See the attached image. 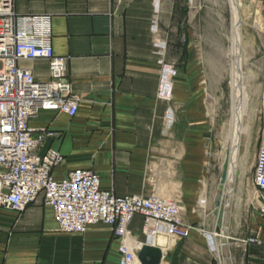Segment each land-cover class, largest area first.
Here are the masks:
<instances>
[{
  "label": "crops",
  "instance_id": "obj_1",
  "mask_svg": "<svg viewBox=\"0 0 264 264\" xmlns=\"http://www.w3.org/2000/svg\"><path fill=\"white\" fill-rule=\"evenodd\" d=\"M189 7L190 0H14L19 17H50L53 53L66 58L79 98L74 117L46 112L29 125L54 134L38 151L62 156L51 171L55 181L91 171L116 197L154 196L180 208L188 235L164 237L163 247L142 235L140 216L128 226L132 238L160 249V264H214L220 193L232 264H264V192L253 184L264 148V67H243L248 127L241 153L254 157H238L235 179L220 192L228 120L211 67L180 48V10ZM19 66L36 81L49 79L44 60ZM0 264H119L118 241L102 224L62 233L39 197L19 212L0 207Z\"/></svg>",
  "mask_w": 264,
  "mask_h": 264
},
{
  "label": "built area",
  "instance_id": "obj_2",
  "mask_svg": "<svg viewBox=\"0 0 264 264\" xmlns=\"http://www.w3.org/2000/svg\"><path fill=\"white\" fill-rule=\"evenodd\" d=\"M34 60L48 63L47 81H36L19 66ZM78 104L66 75V58L55 56L51 47L50 17H19L14 0H0V207L19 212L42 197L52 207L62 233L82 235L92 225L110 226L118 241L119 264H134L140 248L128 231L135 216L142 218L141 232L149 240L161 235L187 237L180 208L171 201L116 197L101 189L98 175L91 171L53 179L51 171L62 156L52 149L38 150L54 134L33 129L29 123L46 112L72 118ZM253 184L264 192V148L256 153ZM259 213L264 219V204Z\"/></svg>",
  "mask_w": 264,
  "mask_h": 264
},
{
  "label": "rangeland",
  "instance_id": "obj_3",
  "mask_svg": "<svg viewBox=\"0 0 264 264\" xmlns=\"http://www.w3.org/2000/svg\"><path fill=\"white\" fill-rule=\"evenodd\" d=\"M236 2L242 16L243 66L254 64L264 67V0H236ZM169 27L170 29L173 27L175 32L177 26ZM178 28L181 36L180 48L190 47L196 52L198 59L206 62L209 68L211 67V78L219 88H216L214 93L222 97L221 112L222 116L228 120L229 129L231 77L228 51L233 35V15L229 1L190 0V7L180 10ZM164 42L167 48L170 43L166 40ZM220 86H222L221 89ZM245 125L248 127L247 120ZM242 156L245 161H249L253 159L254 154L242 153ZM217 240L218 236L214 234L215 242L212 248L215 253ZM214 258V264H221L217 254Z\"/></svg>",
  "mask_w": 264,
  "mask_h": 264
},
{
  "label": "bare ground",
  "instance_id": "obj_4",
  "mask_svg": "<svg viewBox=\"0 0 264 264\" xmlns=\"http://www.w3.org/2000/svg\"><path fill=\"white\" fill-rule=\"evenodd\" d=\"M232 15H233V35L231 37V45L228 51V56L230 59V77H231V107H230V121H229V129L227 135V148L229 150V175L227 180H234L235 175V167L238 164V157L242 154V143L245 138L246 132V101L247 97L245 94V82H244V74H243V35H242V16L239 12V6L237 5L236 0H228ZM232 32V30H231ZM245 51V50H244ZM240 160V158H239ZM234 170V171H233ZM227 222V221H226ZM230 222V221H229ZM216 236L221 238V232L215 233ZM165 236H158L156 246L163 247L165 245V240L163 239ZM168 238V237H166ZM136 242H139L140 249L143 245H150V243L144 244L134 238H132ZM150 242H154V240ZM149 240V239H148ZM152 246V245H150ZM154 247V246H153ZM157 248V247H156ZM228 249L230 252V248L228 245ZM160 250V249H159ZM137 252V253H138ZM137 253H135V261L134 264H140L136 258ZM162 255V254H161ZM217 255L220 259L221 264H225L222 252L220 248V244L218 243L217 247ZM230 260H231V252H230Z\"/></svg>",
  "mask_w": 264,
  "mask_h": 264
},
{
  "label": "water",
  "instance_id": "obj_5",
  "mask_svg": "<svg viewBox=\"0 0 264 264\" xmlns=\"http://www.w3.org/2000/svg\"><path fill=\"white\" fill-rule=\"evenodd\" d=\"M229 155H226L224 163L222 165L220 182H219V191L223 192L226 187L227 178L229 175ZM223 194L220 193L216 200V210L214 211V216H216V229L218 233L221 234L220 238V247L222 252V257L225 264H232L230 260V252L228 249V240L226 237V227L224 226V212L222 208ZM161 251L150 245H143L140 251L137 253L136 258L140 264H160L161 261Z\"/></svg>",
  "mask_w": 264,
  "mask_h": 264
}]
</instances>
